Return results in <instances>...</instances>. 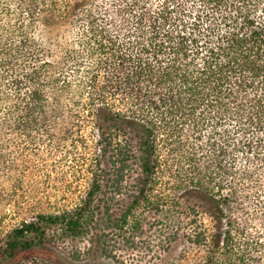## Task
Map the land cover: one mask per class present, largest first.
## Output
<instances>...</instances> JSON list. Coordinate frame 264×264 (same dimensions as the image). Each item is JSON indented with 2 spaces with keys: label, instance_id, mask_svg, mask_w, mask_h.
Segmentation results:
<instances>
[{
  "label": "trees",
  "instance_id": "obj_1",
  "mask_svg": "<svg viewBox=\"0 0 264 264\" xmlns=\"http://www.w3.org/2000/svg\"><path fill=\"white\" fill-rule=\"evenodd\" d=\"M70 138L84 195L5 232L0 264L116 259L148 212L191 264H264V0H0V149Z\"/></svg>",
  "mask_w": 264,
  "mask_h": 264
},
{
  "label": "rangeland",
  "instance_id": "obj_2",
  "mask_svg": "<svg viewBox=\"0 0 264 264\" xmlns=\"http://www.w3.org/2000/svg\"><path fill=\"white\" fill-rule=\"evenodd\" d=\"M65 144L68 150L64 155L56 153L57 156L48 157L25 155L10 143L0 149V237L33 212L71 208L84 195L90 167L89 142H74L70 138ZM61 151H65L64 147ZM187 196V191L179 195L181 200ZM146 215L143 237L133 249L117 248L116 259L93 253L76 264H191L199 260L202 252L186 243L183 237L169 244L163 241L160 245L162 236L153 220L155 214ZM37 254L69 264L49 250L37 251Z\"/></svg>",
  "mask_w": 264,
  "mask_h": 264
}]
</instances>
